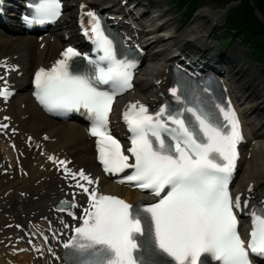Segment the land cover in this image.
Wrapping results in <instances>:
<instances>
[{"label": "snow or ice", "instance_id": "obj_1", "mask_svg": "<svg viewBox=\"0 0 264 264\" xmlns=\"http://www.w3.org/2000/svg\"><path fill=\"white\" fill-rule=\"evenodd\" d=\"M29 7L32 14L24 19L30 25L55 21L63 5L62 0H30ZM86 15L90 26L83 31L92 40L96 57L68 47L51 68L36 72L35 96L49 112L59 115L85 110L90 133L98 138L104 171L132 169L118 182L147 190L158 199L132 204L100 193L89 187L97 185L98 178L59 161L73 187L89 197L79 217L82 222L62 242L63 264H209L208 258L216 264H252L250 254L264 256V204L251 210L246 240L238 230L237 210L246 208L248 201L242 202L229 190L237 145L243 140L230 102L209 103L203 96L208 89L189 95V86L181 92L178 82L170 89L180 102L176 106L165 103L150 112L139 101L130 103L123 112L131 132L127 152L134 160L129 163L109 130V114L117 94L133 87L141 61L135 52L121 49L100 15L93 10ZM75 57H82L86 65L72 63ZM8 95L7 88L0 89V96L7 99ZM75 207L69 201L61 210H69L76 219L71 211Z\"/></svg>", "mask_w": 264, "mask_h": 264}, {"label": "bare ground", "instance_id": "obj_2", "mask_svg": "<svg viewBox=\"0 0 264 264\" xmlns=\"http://www.w3.org/2000/svg\"><path fill=\"white\" fill-rule=\"evenodd\" d=\"M104 1H106L105 3H112L116 0ZM156 3L158 2L156 1ZM160 4L163 3L160 1ZM71 11L72 8L69 6L67 15ZM157 12H159L158 19H155L153 15V17L148 16L136 21L143 29L144 41L154 51L150 60H156L157 63L165 61V56L170 54L171 46H176L177 50L181 52H189L193 57L202 55L207 50L205 41L209 39L210 31L218 28L220 24V15L203 11L185 31L175 35V22L167 18L164 10H158ZM67 23L71 24L70 20H67ZM157 23L162 27H157ZM155 28L157 29L154 30ZM149 30L152 31L149 32ZM170 33L174 34L175 37L172 40H165L164 36ZM14 37L16 39L12 40ZM55 52V48L46 52L38 51L33 37L28 38L19 35L18 32L11 35L7 31H0V55L11 58L17 56L18 60L25 64L26 69V74L21 80L22 91L13 101L8 112L15 118L16 122L20 123V128L25 133L31 134L35 138L38 135L41 137L43 134H47L55 139L54 143L46 144L47 150L54 153L59 152L62 155L67 154L73 157L81 167H85L89 172L94 173L96 166L93 144L87 140L82 126L77 123H57L46 117L32 103L29 92L25 88L26 82L24 80L28 71L49 59L50 55L56 56L57 52ZM217 58L223 60L237 59V54L231 53L222 56L218 53L214 57H210L209 60ZM229 69L233 92L240 97L241 102L244 101V111L249 116V121L254 123L255 133L252 135L251 140L256 141L257 144L253 150L254 160L252 162L245 161L244 171L239 181L255 182L264 188V84L261 81L257 82L254 75L247 74L244 67L238 66ZM150 84L151 82L145 81L142 82V85H139L142 87L140 95L147 96L144 87ZM22 105H25L24 110ZM26 115L29 116L28 119H25ZM26 154L22 168L25 171V177L20 178L15 175L14 179H11V174L0 177V239L13 232V230H10L2 234L4 226L13 220L22 219L23 214H25L26 219L39 218L44 215L50 216L52 214L49 211L50 199L52 196L58 195L61 189L59 187L61 182L53 172L40 169L44 160L39 156V153H30L26 149ZM33 157H35L34 160ZM260 161H262V164L258 165ZM43 178H46L44 182ZM102 185L107 191L113 194L125 195L128 198L130 197L132 201L142 197L136 192L123 191L107 180H104Z\"/></svg>", "mask_w": 264, "mask_h": 264}, {"label": "trees", "instance_id": "obj_3", "mask_svg": "<svg viewBox=\"0 0 264 264\" xmlns=\"http://www.w3.org/2000/svg\"><path fill=\"white\" fill-rule=\"evenodd\" d=\"M254 2L264 16V0H254ZM234 12L243 17L242 32L248 37L249 42L255 45L258 52L264 49V25L253 14L249 0H243L241 6Z\"/></svg>", "mask_w": 264, "mask_h": 264}, {"label": "rangeland", "instance_id": "obj_4", "mask_svg": "<svg viewBox=\"0 0 264 264\" xmlns=\"http://www.w3.org/2000/svg\"><path fill=\"white\" fill-rule=\"evenodd\" d=\"M226 1H228V0H205V3H204V5L203 6H201L200 8H198V10H197V12H196V14L195 15H197V14H199L200 12H202V11H210V12H212V13H215V14H218V13H220L219 11L221 10V9H224V7L226 6ZM161 2L163 3V7L164 8H166V10H171L172 8H171V6H172V4H171V2L169 1V0H161ZM236 4H238V3H236ZM235 4V6H237ZM233 8V7H232ZM239 8V7H238ZM172 13H173V11H172ZM172 13H170V14H172ZM177 14V13H176ZM177 16L178 17H180L179 16V14H177V15H172V16H170L169 15V17H171V18H175V19H177ZM263 25H264V21H261V20H259ZM190 23H191V21H190ZM189 23V24H190ZM223 23H224V19H223ZM222 22H221V24H223ZM188 24V25H189ZM220 27V26H219ZM237 45V46H236ZM239 44H235V46H233V50H234V48L235 47H237V48H239V46H238ZM236 49V48H235ZM249 65H251L252 66V68H250V70L248 71V72H251V73H253V71H252V69H254L255 70V72H256V74L259 72L258 71V68L259 67H257L256 66V64H254V63H252L251 62V64H249ZM259 79L260 80H262L263 81V83H264V77H259Z\"/></svg>", "mask_w": 264, "mask_h": 264}]
</instances>
